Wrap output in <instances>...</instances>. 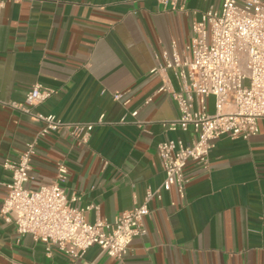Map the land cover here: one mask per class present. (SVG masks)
Here are the masks:
<instances>
[{
    "label": "crops",
    "instance_id": "obj_1",
    "mask_svg": "<svg viewBox=\"0 0 264 264\" xmlns=\"http://www.w3.org/2000/svg\"><path fill=\"white\" fill-rule=\"evenodd\" d=\"M264 2V1H262ZM222 0H177L163 10L156 0H4L0 15V208L16 161L40 124L13 110L32 86L54 94L36 112L67 123H94L86 145L64 132L40 140L31 158L30 181L38 189L67 169L61 183L78 207H91L87 223L113 221L140 206L147 189L164 179L158 143L191 139L162 125L177 118L176 104L158 92L178 83L172 71H150L189 45L191 26ZM120 93L119 102L112 95ZM147 99L150 101L147 103ZM212 112L213 99L208 98ZM136 111L137 116L130 114ZM124 121V123H120ZM138 122V125L134 124ZM247 141L214 140L209 169L187 162L183 198L174 187L149 205L145 235L118 261L90 247L82 259L46 251L0 220V264H264V120Z\"/></svg>",
    "mask_w": 264,
    "mask_h": 264
},
{
    "label": "built area",
    "instance_id": "obj_2",
    "mask_svg": "<svg viewBox=\"0 0 264 264\" xmlns=\"http://www.w3.org/2000/svg\"><path fill=\"white\" fill-rule=\"evenodd\" d=\"M163 9H174L177 0H156ZM4 0H0V15ZM191 39L183 51H173L171 60L150 71H172L178 89L163 82L158 92L168 94L176 104L178 116L162 125L168 131L190 132L188 142L164 141L156 154L164 179L154 190L145 191L143 202L117 216L113 221L87 223L84 214L91 207H78L80 197H67L61 183L67 178L64 164H56L54 180L38 189L29 183L31 158L37 143L50 134L64 132L77 145H86L95 126H103V116L94 123H67L54 115H42L36 107L54 91L34 85L23 103L9 106L40 124L16 161L5 160L1 167L10 174L6 195L0 208V220L14 227L19 236H30L70 259H82L97 246L105 256L120 261L130 243L145 235L143 219L150 215L149 205L160 201L165 192L175 188L183 198V170L192 161L202 170L209 169L212 142L226 136L231 140H249L258 133L257 122L264 120V2L261 0H222L218 9H208L191 26ZM122 94L112 95L119 102ZM213 99L212 112L207 104ZM150 99H147V103ZM137 116L136 111L130 114ZM120 123H124L121 121ZM138 125V122H134ZM83 264H93L83 262Z\"/></svg>",
    "mask_w": 264,
    "mask_h": 264
},
{
    "label": "rangeland",
    "instance_id": "obj_3",
    "mask_svg": "<svg viewBox=\"0 0 264 264\" xmlns=\"http://www.w3.org/2000/svg\"><path fill=\"white\" fill-rule=\"evenodd\" d=\"M261 1H264V0H261Z\"/></svg>",
    "mask_w": 264,
    "mask_h": 264
}]
</instances>
